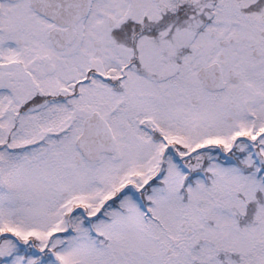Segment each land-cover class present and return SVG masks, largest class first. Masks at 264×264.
<instances>
[{
  "label": "snow or ice",
  "instance_id": "snow-or-ice-1",
  "mask_svg": "<svg viewBox=\"0 0 264 264\" xmlns=\"http://www.w3.org/2000/svg\"><path fill=\"white\" fill-rule=\"evenodd\" d=\"M0 264H264V0H0Z\"/></svg>",
  "mask_w": 264,
  "mask_h": 264
}]
</instances>
